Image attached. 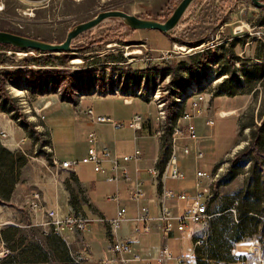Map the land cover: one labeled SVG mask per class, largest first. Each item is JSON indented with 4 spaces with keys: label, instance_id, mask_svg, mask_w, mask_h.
I'll return each mask as SVG.
<instances>
[{
    "label": "rangeland",
    "instance_id": "374dc122",
    "mask_svg": "<svg viewBox=\"0 0 264 264\" xmlns=\"http://www.w3.org/2000/svg\"><path fill=\"white\" fill-rule=\"evenodd\" d=\"M179 1L0 0V30L49 43H59L64 40L71 27L94 17L99 11L118 9L140 18L163 21ZM233 4L235 8L237 4ZM190 5L187 15H193L197 23L189 24L176 33V38L180 41L194 42L207 36L212 31L211 25L199 24L201 17L208 18L207 16L220 11L219 5H214L209 0H194ZM235 11L238 12L239 9L235 8ZM169 45L170 40L159 31L131 30L119 20L111 19L100 22L96 27L74 38L68 51L70 57L65 61L60 59L59 53L36 52L28 49L4 51L0 48V73L1 70L14 72L13 79L4 82L8 99L0 98V130L7 134L5 141L4 139L0 141V148L8 152L6 155L0 152V179L9 177L17 168L23 166L25 172H35L41 176V171H45V168L36 158L41 154L50 156L51 152L48 149L52 150L51 145L55 153L68 159L65 161H80L85 154L82 150H86L87 144H83L82 140H85L88 132L75 135L77 126L71 114L73 110L71 106L75 102L71 94L68 97L62 93V95L53 93L54 74L69 76L70 92L74 88V82L80 81L83 77L88 81H97L101 85L111 87L113 84L123 82L120 81V75L126 76L131 73L139 76L151 72L155 74V79L148 81L151 84L147 85L143 94L148 87L152 90L156 86L168 88L166 81L168 59L159 58L163 57L159 56L160 53L184 54L192 51L174 47L181 46L180 44L173 47ZM22 52L26 54L23 55ZM147 57L153 59L146 61ZM75 59L77 61L73 62ZM123 60H126V63H122ZM247 78L249 81L243 85L235 82L232 84L233 91H237L234 99L223 100V106L231 103V106L235 105L239 109L233 114L239 125L237 142L233 150L231 149L224 156L222 153L228 151L235 142V119L225 118L214 122V140L210 141L207 149V159L211 164L206 166L211 174V181L207 180L211 187L206 207L209 218L194 222L189 225V233L175 234L167 241V246L175 256H187L191 253L182 259L183 264H264V161L260 157V154L264 153V65L248 68ZM131 82L130 85L128 84L131 89L140 86L137 81L131 80ZM65 85L63 79L57 86L62 92ZM122 85L124 87V82ZM13 88L20 90L21 93L16 95ZM165 95L161 94L162 97ZM114 97L85 99L79 102L78 106L84 108L91 103L94 113L118 120H125L134 112L143 117L145 113L155 116L154 107L150 105L147 109L143 104V100H147L146 97L143 100L134 98L129 106L122 104V98L121 100ZM47 100H50L51 104L40 112L45 116L42 120L36 117L34 111L42 107ZM247 127L248 129L245 130ZM200 132L205 134L209 131L202 126ZM71 133L72 137L67 140ZM130 133L131 131L126 129H117L114 140L120 146L125 145V135ZM64 138L66 140H63ZM127 145L126 151L131 152L133 143L130 141ZM255 146L258 153L248 151L237 161L235 160L237 152ZM211 156L214 157L211 159ZM26 160L28 164L25 165ZM213 160L216 161L211 162ZM82 164L76 168L88 163ZM94 174L96 180H104L103 176L101 178L95 172ZM105 194L103 193L104 201L106 195L110 193ZM239 206L242 209L252 206L259 211L248 212L239 226L238 223L242 220L237 212ZM14 209L20 210L18 207ZM211 221L214 224H211ZM196 241L198 243H195ZM15 244H12L14 248H16ZM2 251L7 249L0 239V257H3ZM103 264L124 263L113 256L109 263ZM127 264H135V262ZM166 264H177V261L168 260Z\"/></svg>",
    "mask_w": 264,
    "mask_h": 264
},
{
    "label": "crops",
    "instance_id": "0c3cea01",
    "mask_svg": "<svg viewBox=\"0 0 264 264\" xmlns=\"http://www.w3.org/2000/svg\"><path fill=\"white\" fill-rule=\"evenodd\" d=\"M209 1L214 5H219L220 11L207 16L208 18L206 16L201 17L202 20L199 24L211 25L210 29L212 31L207 36L194 42L190 40L180 41L176 38L177 32L182 31L189 24L197 23V20L193 19V15H187L191 5L180 18L178 26L165 34L170 40L169 47L180 44V49L192 50L184 54L180 52L171 53L170 58L166 61L169 64L166 81L171 83L172 80L175 85V82H177L175 76L178 73L182 76L184 89L194 83L200 88L203 95V99L199 101L201 114H198L196 108L191 106V102L196 98L192 96L184 102L183 106V109L191 115L189 120L182 119L180 112L170 117L174 125H180L184 128L192 125L196 132L195 139L179 140V145L188 146L190 153L184 155L180 148L176 150L175 163L177 171H179L177 178H171L172 165L167 161L166 156L160 154V137L151 135L159 128L155 120V107L151 101L141 99L147 109L150 105L154 107L155 116L153 117L149 113L146 115L145 113V117H143L134 112L133 115L142 117V128L136 132L126 126L120 128V130L131 131L130 135H125L126 140H124V143L126 144L121 146L114 140V133L117 129L114 131L108 124H94L86 114H83L85 108L92 110L91 103L85 105L84 108H80L78 103L72 104L71 114H73V121L77 126L75 135L78 134L77 136H79L81 132L93 131L96 135L95 143L99 150L102 147H107L112 153L118 155L132 152L133 148L131 152L126 151L127 144L131 141L133 143L132 147L137 145L139 148L140 158L136 162L131 161L125 164L129 179L127 181L119 179L116 184L105 180V177L111 174L110 165L106 162L101 163L103 172L96 173L101 178L103 176L105 181L94 178L93 166L90 163L82 164V167L76 168L81 164V162H77L70 169H59L53 165L51 156L44 154L36 158L45 168V171H41V176H38L35 172H25L24 166L23 168H17L7 179H4V188L8 193L2 194L0 192V224L2 225L0 227V239L9 251L6 258L0 257V264H77L73 261V256L76 254L83 257L79 264H103L102 261L105 259L111 260L114 256L110 248L114 240L129 243L131 253L127 254L126 258L129 259L134 254L139 255L140 260L134 261L135 264H166L168 260H175L177 264H183L182 259L191 255L189 253L187 256H175L167 246V241L173 238L175 234L190 232L189 225L191 224L187 226L189 231H176L177 217L187 211L186 200L174 197L163 200L170 216H172L171 223L173 226V232L165 241H162L160 231L159 200L166 191H171L174 194L185 192L192 196L197 191L202 190L203 186L197 187L195 185V176L199 170L210 173V170L206 168L211 164L207 159V149L210 141L214 140V122L220 119L232 118L235 119L236 123L235 142L228 151L222 153V156L235 147L237 142L239 125L233 114L237 113L239 109L235 105L231 106V103L223 106V100L236 97L237 91L234 92L232 89L234 82L243 85L249 81V78H247L248 68H253L255 65L259 67L264 65V43L257 39L254 33L258 26L264 32V8L255 7L249 0ZM233 3L237 4L235 8L239 9L238 12L235 11ZM201 82L205 84L204 87L201 86ZM227 87H230V89H227ZM228 90H231L234 94H226ZM93 98L96 97L85 99L91 100ZM114 98L121 99L120 97ZM133 99L129 103H124L121 99L122 104L129 106L133 103ZM49 104L51 102L47 100L40 108L44 110ZM220 113L224 117H220ZM49 114L48 116H50ZM133 115L125 120H113L125 123ZM207 118L213 120V126L204 125ZM202 126L206 127L209 132L202 134L200 132ZM247 129L248 127L245 130ZM135 135L137 138L133 140ZM71 137L72 133L67 137V140ZM82 143H85L84 139ZM51 148L56 160H68L65 156L55 153L53 145H51ZM82 151L86 152V150ZM198 152L204 155L202 159L196 158ZM214 161L216 160L211 162ZM26 163L28 164L27 160L25 165ZM208 181L203 180L202 185L207 187V185H210ZM136 188L141 189L143 193V197L138 203L131 199L132 192ZM32 192H38L39 202L45 208L55 209L62 216L75 215L85 219L87 222L85 228L83 230H64L62 233L56 234L50 227L41 226L46 221L44 214L32 210L28 206ZM115 192H118L120 196V203L125 207V213L118 226L110 229L102 220L114 217L115 204L104 201L103 193L112 194ZM100 193H102L101 196ZM208 201L206 206H208ZM201 202L203 203L205 200L203 199ZM141 206L146 207L145 215L149 218L147 232L142 231L143 222H138L135 219L137 207ZM15 207L20 210L16 211ZM135 226L140 228L137 234L132 232ZM44 230L46 233L43 232ZM12 244H15L16 248ZM164 246L167 247V253L163 252Z\"/></svg>",
    "mask_w": 264,
    "mask_h": 264
},
{
    "label": "built area",
    "instance_id": "2783aa9c",
    "mask_svg": "<svg viewBox=\"0 0 264 264\" xmlns=\"http://www.w3.org/2000/svg\"><path fill=\"white\" fill-rule=\"evenodd\" d=\"M256 34L257 39L261 40L264 43V32L261 31V27L258 26L256 31L254 32ZM140 47V46H139ZM143 45L141 46V48ZM175 48H178L180 50V46H174ZM183 50V49H181ZM37 52V51H36ZM40 52V51H39ZM23 55H25V52ZM22 53H17L18 55H22ZM187 53V52H184ZM171 53H160L159 58L168 59L170 58ZM153 58L147 57L145 60L150 61ZM122 63H126V60H123ZM120 81L124 82V87L122 83L120 84H113V86L109 87L108 85H101L100 83H97V81H88L85 77H83L80 81H75L73 85L74 88L71 91V97L72 100L75 103H79L81 101H84L85 98L89 97H120L123 99L124 103H129L132 98H140L143 99L146 97L147 100H151V102L154 104L155 111H156V123L159 127L158 130L155 132L152 136H158L160 145H159V151L160 154H163L166 156L167 161L172 165V175L171 178L176 179L178 176L177 167L175 163V154L176 150L180 148L182 153L184 155H188L190 153V150L188 146L179 145L180 139H195L196 138V132L192 125L183 127L180 125H174L170 117L166 116V112L164 111V104L165 100L164 97L161 96V94H168V88H160V86H156L155 89L152 90V88H147L145 93L143 94L144 89L147 87V85L151 84L148 83L149 80L155 79V74H140L139 76L131 75L129 73L126 76L120 75ZM138 82L140 86H137L134 89H131L129 86L132 82ZM129 84V85H128ZM125 85H128L125 87ZM205 84L201 82V86L204 87ZM202 87V88H203ZM51 89V87H49ZM54 94L62 95L61 88L59 86L53 87ZM204 89V88H203ZM162 92V93H161ZM195 96L196 98L191 102V106L193 108H196L198 114L202 113V110L199 108V101L203 99V95L201 94L200 88L194 84L191 83L189 87H185L182 91H177V93L172 97L174 100V105L172 107V111L175 113L180 112L181 118L189 120L191 115L186 112V110L183 109L184 102L189 98ZM42 111V108H39L38 110L34 111V114L36 117H40L42 120L44 119V115L40 113ZM83 114H86L90 121L94 124H108L113 128L115 131L116 129H120L123 126L128 127L129 129H132L133 131H139L141 130V124H142V117L140 115H133L130 120H128L125 123L114 121L110 117H107L105 115H96L93 113V111L90 108H85L83 111ZM221 115V113H220ZM223 116V115H221ZM207 125L208 127L213 126V120L211 118H207L204 122V125ZM168 129V131H167ZM7 134L4 131L0 130V141L6 138ZM137 136L135 135L133 137V140H135ZM96 135L93 131H89L85 138V144H87L85 155L81 158L80 161H59L56 160L53 156L52 150L48 149L49 152H51V160L53 162V165L55 167H58L59 169H70L74 164L77 162H81L83 164L90 163L93 166V171L95 173H101L103 172V168L101 166L102 162H106L110 165V175L105 177V180L108 182L117 183L119 179L127 181L129 179L128 174L125 169V164L131 161H138L140 150L137 147V145H134L133 150L131 154H114L110 151L107 147H102L100 150L96 146ZM196 158L202 159L204 155L201 153H196ZM211 174L209 172L205 171H197L196 172V181L195 185L197 187H202L201 191H197L195 194L190 196L189 194L182 192L174 194L171 191H166L163 195V197L159 200L160 201V214H159V221H160V231H161V237L162 241L167 240L171 233L173 232V226L171 223L172 216H170V213L168 209L165 207V202L163 201L165 198L174 197L186 200L187 204V211L183 213L182 215H179L177 217L178 225L176 226V231H189L187 226L188 224H193L194 222L203 221L205 219L209 218V215L206 214V203L210 197L211 194V187L210 185L204 186L202 185L203 180H209L211 181ZM143 197V193L141 189L136 188L132 192L131 199H133L135 202L138 203L139 200H141ZM204 199L205 202H201ZM105 200L108 202H112L115 204V214L112 219H106L104 218L102 221L112 228H116L119 224V222L123 219V215L125 213V207L120 203V196L118 192L108 194L105 197ZM40 197L38 192H32L29 197L28 206L32 210H36L39 212H42L45 216V220L41 226H47L50 227L51 230L58 234L62 233L64 230H70L73 229L77 230H83L87 224L85 219H81L75 215H65L62 216L57 212L55 209H47L43 205L40 204ZM146 207L141 206L137 207V214H136V221L143 222L142 231L147 232L148 231V217L145 215ZM140 228L138 226L133 227L132 232L134 234L139 233ZM46 233V231H43ZM195 243H198L196 241ZM111 251L114 256L118 258V260L124 264H127L129 262L139 261L140 257L137 254H134L131 258H126V255L131 253V247L128 242H122L118 240H114L111 243ZM163 252L167 253V247H163ZM3 257H6L9 252L8 251H2ZM83 260V257L80 254H76L73 258V261L77 264H79ZM109 259H105L102 261V263H109ZM182 264V263H180Z\"/></svg>",
    "mask_w": 264,
    "mask_h": 264
},
{
    "label": "water",
    "instance_id": "95a60500",
    "mask_svg": "<svg viewBox=\"0 0 264 264\" xmlns=\"http://www.w3.org/2000/svg\"><path fill=\"white\" fill-rule=\"evenodd\" d=\"M194 0H180L171 14L163 21L138 17L118 9L103 10L88 20L77 23L71 27L62 42L49 43L43 40L34 39L28 36L19 35L10 31L0 30V44L11 45L15 49H28L46 53H67L70 50L71 42L82 32L96 27L104 20L117 19L131 30H153L167 33L176 28L180 18ZM257 8H264V0H249Z\"/></svg>",
    "mask_w": 264,
    "mask_h": 264
},
{
    "label": "trees",
    "instance_id": "16d2710c",
    "mask_svg": "<svg viewBox=\"0 0 264 264\" xmlns=\"http://www.w3.org/2000/svg\"><path fill=\"white\" fill-rule=\"evenodd\" d=\"M160 32V31H159ZM161 33V32H160ZM162 34H166V33H162ZM0 48L2 50H7V49H15L14 47H12L11 45H3V44H0ZM70 57V54L67 52V53H60V59L65 61V60H68ZM2 72L0 73V98L3 99V100H7L8 99V95L6 94V91H5V86H4V82L5 81H8V80H12L13 76H14V72L12 71H6V70H1ZM177 75L175 76V80L177 82H175V85L174 83L172 82L171 80V83H168V94L165 95L164 97V100H165V104H164V111L166 112V116L167 117H172L174 115V112L172 111V107L174 105V100H173V96L177 93V91H182L184 89V85H183V80H182V76L178 73H176ZM19 76V75H18ZM65 80V83L66 85L63 87L62 89V94L63 95H67L69 97V95L71 94L70 90H69V76L68 75H65V74H54L53 76V84L52 85H60L61 83V80ZM174 85V86H173ZM228 95H233L234 93L231 92V90H228L226 91ZM155 132H152L151 135H154ZM248 151H252L254 153H258V149L255 147H249V148H244L240 153L237 152L236 153V156H235V160L237 161L239 159V157H241L243 154H245L246 152ZM0 152L3 153V154H7L8 152L3 149V148H0ZM260 157L263 159L264 161V153H261L260 154ZM6 179L8 177H5ZM5 178H2L0 179V192L2 194H7L8 191L5 190L4 188V182H5ZM247 209H242L241 206H239L237 208V212L238 214L240 215V218L242 220H240V222L238 223V225L240 226V224H242V221H243V217L246 216L248 214V212H253V211H259V209L255 208V207H252V206H246ZM247 218V217H245ZM210 223V221H209ZM213 222L211 221V224ZM264 223V221H263ZM214 224V223H213ZM9 255V254H8ZM7 255V256H8ZM6 256V257H7ZM6 257H2L3 259L6 258Z\"/></svg>",
    "mask_w": 264,
    "mask_h": 264
},
{
    "label": "bare ground",
    "instance_id": "6f19581e",
    "mask_svg": "<svg viewBox=\"0 0 264 264\" xmlns=\"http://www.w3.org/2000/svg\"><path fill=\"white\" fill-rule=\"evenodd\" d=\"M76 61H77L76 59L73 60V62H76ZM12 90L16 92V95H19L21 93L20 90L15 89V88H13Z\"/></svg>",
    "mask_w": 264,
    "mask_h": 264
}]
</instances>
